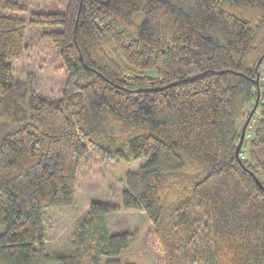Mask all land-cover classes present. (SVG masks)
Returning <instances> with one entry per match:
<instances>
[{"label": "trees", "instance_id": "obj_1", "mask_svg": "<svg viewBox=\"0 0 264 264\" xmlns=\"http://www.w3.org/2000/svg\"><path fill=\"white\" fill-rule=\"evenodd\" d=\"M24 7L0 0V263L122 264L140 234L111 232L122 208L151 217L163 264H264V0L33 12L68 70L56 94L16 73L27 19L9 11ZM141 157L122 204L91 202L71 250L48 253V209L74 205L98 161Z\"/></svg>", "mask_w": 264, "mask_h": 264}, {"label": "rangeland", "instance_id": "obj_2", "mask_svg": "<svg viewBox=\"0 0 264 264\" xmlns=\"http://www.w3.org/2000/svg\"><path fill=\"white\" fill-rule=\"evenodd\" d=\"M25 7L20 11H9V13L20 15L27 19L26 41L27 49L22 59L14 61L16 73L21 72L23 67L26 75L37 79L38 89L45 94H56L67 79V67L59 55L55 44L42 36L39 25L30 22L33 12H52L55 9H64L66 0H18ZM20 67V68H17ZM32 73L34 75H32ZM147 157L137 160L115 159L98 161L95 169L88 177L82 179L77 201L74 205L61 208L50 207L53 216V227L51 240L49 241L48 253L70 251V234L76 219L79 218L91 202L109 201L113 204H122V191L125 187L126 172L136 171L147 161ZM111 232L139 229L137 240L130 244L129 248L120 256L122 264L134 262L137 264H163L160 251L156 247L154 224L151 217L145 211L118 209L107 215ZM4 225H0V232ZM5 264V263H0Z\"/></svg>", "mask_w": 264, "mask_h": 264}, {"label": "water", "instance_id": "obj_3", "mask_svg": "<svg viewBox=\"0 0 264 264\" xmlns=\"http://www.w3.org/2000/svg\"><path fill=\"white\" fill-rule=\"evenodd\" d=\"M264 56V55H263ZM261 57V59L259 60V62H258V64H260L262 61H263V59H264V57ZM258 100V99H257ZM257 104H258V102L256 101V105L254 106V108L251 110V114L249 115V117L245 120V125H244V127H243V129H242V133H241V139H240V141H239V143H238V145H237V154H239V150H240V148H241V146H242V144H243V142H244V139H245V137H246V129H247V126L249 125L248 123L250 122V120H251V118H252V116H253V112L255 111V109H256V106H257ZM257 179V178H256ZM258 180V183H260L261 181L259 180V179H257ZM262 184V183H261Z\"/></svg>", "mask_w": 264, "mask_h": 264}]
</instances>
